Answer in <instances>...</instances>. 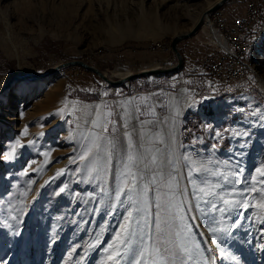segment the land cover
<instances>
[{"label":"rangeland","instance_id":"374dc122","mask_svg":"<svg viewBox=\"0 0 264 264\" xmlns=\"http://www.w3.org/2000/svg\"><path fill=\"white\" fill-rule=\"evenodd\" d=\"M210 1L1 0L0 88L14 74L48 75L17 80L0 98V262L264 264V0L253 69L228 84L202 65L216 48L205 26L179 43L175 73L115 86L78 64L52 70L83 59L120 78L118 66L173 65V50L152 42L190 31L191 13ZM245 1L223 9L242 11L235 19ZM181 88L177 141L167 117ZM134 91L142 114H110L104 129L97 114L82 125L68 105L106 97L114 107L108 97Z\"/></svg>","mask_w":264,"mask_h":264},{"label":"built area","instance_id":"2783aa9c","mask_svg":"<svg viewBox=\"0 0 264 264\" xmlns=\"http://www.w3.org/2000/svg\"><path fill=\"white\" fill-rule=\"evenodd\" d=\"M261 12L257 0H246L243 7L244 21L233 19L223 6L219 11L211 12L208 16L207 20L213 26L215 33L209 35V43H213V47L216 48L203 58L202 65L206 74L215 83L228 84L251 71L248 67L247 50L251 35L258 31L257 24ZM203 25L200 30H203ZM156 47L163 48L167 52L172 50L171 42L167 40L152 42L151 48Z\"/></svg>","mask_w":264,"mask_h":264},{"label":"water","instance_id":"95a60500","mask_svg":"<svg viewBox=\"0 0 264 264\" xmlns=\"http://www.w3.org/2000/svg\"><path fill=\"white\" fill-rule=\"evenodd\" d=\"M229 1V0H220L214 7H212L210 10L208 9L207 12H205V16L208 15L209 13H211L213 10H216L218 8H220L221 6L225 5V3ZM197 22V24L193 27L192 30H190L189 32H185V33H180L177 35H174L171 41V46H172V50L173 52L176 54L177 57V61L175 64L170 65V66H166L163 67L161 65L158 66H153L152 68H142L139 71L136 72H132L128 77L125 78H113L112 76L108 75V73L104 72L102 69H100L99 67H97L94 64L88 63L87 61L83 60V59H72V60H68V61H64V62H60L59 65L53 67V71H57L59 68L65 67V66H69L72 64H78L81 66H84L94 72H96L99 76H101L105 81L115 85V86H121L122 83L137 78V77H142L145 75H154V74H169V73H175L177 70H180L183 68L184 65V61H185V57L183 52L181 51V49L179 48V43L183 40L186 39L188 37H191L193 35H195L196 33L199 32V30L201 29L203 23H204V16ZM42 74H38V73H29V74H24L21 76H12L10 78V80L8 81L7 86L5 85L4 88L6 87H11V82L17 81V80H22V79H34V78H40ZM34 77V78H33ZM10 84V85H9ZM2 89L1 93H3ZM0 93V94H1Z\"/></svg>","mask_w":264,"mask_h":264},{"label":"crops","instance_id":"0c3cea01","mask_svg":"<svg viewBox=\"0 0 264 264\" xmlns=\"http://www.w3.org/2000/svg\"><path fill=\"white\" fill-rule=\"evenodd\" d=\"M241 12H237V10H235L233 14L241 13ZM233 14L230 13V15ZM185 65L187 66L188 62ZM138 93L139 91H134L133 93L130 94L108 97L111 99V102L114 103V107H112L110 101H108L106 97L102 99L101 98L93 99L90 101L73 100V101H69L68 105L71 109L76 111L77 114H79L78 122H81L82 125L84 126L88 125L89 128V122H90L89 119L91 116H87L86 114H97L96 123L98 124V127L104 129V127L107 126L109 121L111 120L110 114H115V117L117 116L120 121L122 119L120 114H124V115L142 114V112L144 111V104L142 102V99L138 96ZM111 123L113 122L111 121ZM117 123L120 122L117 121Z\"/></svg>","mask_w":264,"mask_h":264},{"label":"bare ground","instance_id":"6f19581e","mask_svg":"<svg viewBox=\"0 0 264 264\" xmlns=\"http://www.w3.org/2000/svg\"><path fill=\"white\" fill-rule=\"evenodd\" d=\"M220 0H212V1H210V3L204 8V9H202L201 11H197V12H195V13H191V17H192V19H193V21H194V24H193V26H192V28H191V30L193 29V27L197 24V22L203 17V15L205 14V12H207V10L209 9H211L212 7H214L218 2H219ZM0 2H1V0H0ZM178 4V3H177ZM185 4H186V2H185ZM184 4V5H185ZM179 5V4H178ZM70 6V5H69ZM187 6V5H186ZM65 7V6H64ZM185 7V6H184ZM182 8H183V6H182ZM202 8V7H201ZM184 9V8H183ZM63 10V9H62ZM194 10V9H193ZM220 10V8H218V9H216V10H213L212 12H216V11H219ZM64 11V10H63ZM211 13H209L208 15H204L205 17H204V20H206L205 21V23H204V25L203 26H205L208 30H209V32H210V34L212 35V33H214V28H213V26L210 24V22L207 20V18H208V16L210 15ZM149 20V19H148ZM158 20V19H157ZM235 20L236 21H244V15H240V16H238L237 18H235ZM145 22V21H144ZM148 22V21H147ZM157 22V21H156ZM159 22V21H158ZM144 24V23H143ZM154 24H155V22H154ZM151 25V24H150ZM153 25V24H152ZM158 26V25H157ZM155 28V27H154ZM158 28V27H157ZM151 29V28H150ZM162 29V28H161ZM155 31H156V29H154ZM149 29H146L144 32H142V33H144V34H146V33H149ZM154 31V32H155ZM158 31V30H157ZM156 31V32H157ZM189 32V31H188ZM158 33H159V31H158ZM7 34L9 35V30L7 29ZM180 34V33H179ZM140 35V34H139ZM148 35V34H147ZM149 35L155 40L156 39V37H157V35L156 34H153V32H151V33H149ZM177 35V34H176ZM214 35H215V33H214ZM10 36V35H9ZM249 50V49H248ZM248 50H247V53H248ZM57 65H59V64H57ZM56 65V66H57ZM248 67H249V69H253L252 67V65H251V63H250V60H249V62H248ZM146 68V67H145ZM152 68V67H151ZM60 69V68H59ZM105 72V71H104ZM115 76H119L120 78H125V77H128L132 72L129 70V69H127V68H123V67H116V68H114L113 69V72H112ZM27 74H29V73H27ZM33 74H35V73H33ZM15 76H21V75H24V74H14ZM14 75H12V76H14ZM47 75H48V73H47ZM47 75H45V74H42L41 75V77H43V76H47ZM11 76V77H12ZM111 76V75H110ZM10 77V78H11ZM264 77V76H263ZM262 77V80L264 81V78ZM10 78L6 81V83L4 84V86L6 85L7 86V84H8V81L10 80ZM34 78V77H33ZM114 78V77H113ZM30 80V79H29ZM15 82V81H14ZM14 82H11L12 84L14 83ZM17 82V81H16ZM20 84H25L24 82H21ZM10 85V84H9ZM4 86L2 87V88H0V93H1V91H2V89L4 88ZM10 88L9 87H6V88H4V90H3V93H1L0 94V98H1V96L6 92V91H8ZM182 89L183 88H181L180 89V91L178 92V93H173L172 95H171V102H170V114H168V119L167 120H169V121H171V122H169L170 124L171 123H174V124H172V126H175V131H173V134L176 136V140L178 141V138H179V136H178V131H179V124H180V120H181V117H182V114H183V111H184V107L186 106V103H187V101H186V98H185V96L183 95V93H182ZM36 104V103H35ZM177 106H180V107H177ZM96 131V134H99V132H97V130H95ZM102 135H103V133H101ZM100 134V135H101ZM107 135V134H106ZM104 142H106L105 141V139H104ZM101 150V149H100ZM101 154H102V152H101ZM100 154V155H101ZM105 155H106V153H105ZM102 165H103V163H102ZM0 264H4V263H2V261L0 262Z\"/></svg>","mask_w":264,"mask_h":264},{"label":"snow or ice","instance_id":"6c2138e0","mask_svg":"<svg viewBox=\"0 0 264 264\" xmlns=\"http://www.w3.org/2000/svg\"><path fill=\"white\" fill-rule=\"evenodd\" d=\"M8 158H11V154H9ZM262 175H264V172H262ZM224 203L227 205V204H229V201L225 200ZM261 207H264V204H262ZM220 211H225V209H220ZM132 215H133V213L131 211H129L128 217L125 218L126 219V224L124 225V232L125 233H129ZM117 255H119V253Z\"/></svg>","mask_w":264,"mask_h":264}]
</instances>
